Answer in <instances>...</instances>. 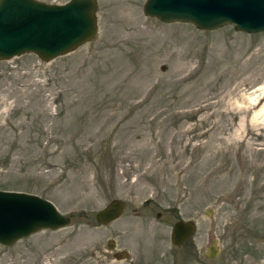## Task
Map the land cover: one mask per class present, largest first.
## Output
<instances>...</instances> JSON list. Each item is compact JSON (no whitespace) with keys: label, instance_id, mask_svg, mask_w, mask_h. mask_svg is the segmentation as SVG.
Segmentation results:
<instances>
[{"label":"rangeland","instance_id":"374dc122","mask_svg":"<svg viewBox=\"0 0 264 264\" xmlns=\"http://www.w3.org/2000/svg\"><path fill=\"white\" fill-rule=\"evenodd\" d=\"M144 1L97 0L98 31L71 52L0 60V190L70 218L0 244V264H99L108 240L132 249L138 235L163 264H264V31L165 23ZM114 199L132 243L97 226ZM179 220L196 229L177 248Z\"/></svg>","mask_w":264,"mask_h":264},{"label":"water","instance_id":"95a60500","mask_svg":"<svg viewBox=\"0 0 264 264\" xmlns=\"http://www.w3.org/2000/svg\"><path fill=\"white\" fill-rule=\"evenodd\" d=\"M97 0H0V60L34 53L49 61L92 40L97 31ZM145 16L161 22L191 23L201 30L231 24L237 31H264V0H145ZM123 203L114 199L96 216L106 224L120 216ZM209 214V210L206 211ZM70 223L53 202L24 191L0 190V244L16 241L43 230ZM195 223L179 220L171 230V242L180 246L195 232ZM215 238L205 256L214 258L220 249Z\"/></svg>","mask_w":264,"mask_h":264},{"label":"flooded vegetation","instance_id":"af4514ba","mask_svg":"<svg viewBox=\"0 0 264 264\" xmlns=\"http://www.w3.org/2000/svg\"><path fill=\"white\" fill-rule=\"evenodd\" d=\"M120 201L123 203V210H124L125 209V202H123L122 200H120ZM155 205H156V203L153 202L152 199L148 198V199H145L144 201H142L140 203V206L142 208H140L139 213H137L138 208H136V207L132 208V211H134V215H136L140 218V221H139V219L136 220V222H138V224L140 226H143V218L147 219V218H149V215H152L154 213V208L156 207ZM144 209L147 210L148 213L144 212L143 211ZM123 210H122V213H123ZM99 211H97L95 213V216H94L95 221L97 223V226H99V227L104 226V227H107V229H109V230L112 229L113 231L111 230L109 232L111 235L116 234L118 237H120L122 239L123 242H125L127 240L129 242V240H131L130 242L132 243V238L129 235L123 238L121 235H126V234H124V232L122 234H121V231H118V230H117V232H115L116 229L120 228V227H118L119 224L122 225L120 222H119V224H117L118 221L120 220L121 216H122V213L116 219H114V220H112L106 224H101L96 219L97 213ZM155 213H156L155 216L158 218L162 216V213H160V212H155ZM130 225H131V223L128 224V226H130ZM121 228H122V226H121ZM171 230H172V228H171ZM188 239H186L181 245H183ZM170 241H171V232H170ZM119 242H120V240H119ZM133 242H134V244H133L132 249H129V246H127V245L118 246L117 240L115 238L108 240L106 242V247H107L108 251L106 253H103L100 256L101 260H99V262H100L99 264H102V263L105 264L107 259L113 260L112 263H115V264H117V263L122 264L123 261H124L123 264H163V262L161 260H159L161 258V252L157 251V254L154 255V254H152V252L150 250H148V249L144 250L142 248V243H147V241H145V240L143 241L141 239V237H139V235H138V237L134 238ZM100 245L101 244L95 245L94 247L98 249L100 247ZM174 246L177 248L179 247L177 245H174ZM80 255L83 256L82 254H80ZM81 256L79 258L77 257V262L75 264L81 263ZM151 256H155V258H153ZM149 258H150V260H149Z\"/></svg>","mask_w":264,"mask_h":264},{"label":"bare ground","instance_id":"6f19581e","mask_svg":"<svg viewBox=\"0 0 264 264\" xmlns=\"http://www.w3.org/2000/svg\"><path fill=\"white\" fill-rule=\"evenodd\" d=\"M13 58V57H12ZM264 111V110H263Z\"/></svg>","mask_w":264,"mask_h":264}]
</instances>
